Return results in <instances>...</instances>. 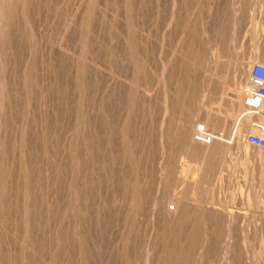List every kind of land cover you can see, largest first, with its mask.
Returning <instances> with one entry per match:
<instances>
[{
	"label": "rangeland",
	"instance_id": "374dc122",
	"mask_svg": "<svg viewBox=\"0 0 264 264\" xmlns=\"http://www.w3.org/2000/svg\"><path fill=\"white\" fill-rule=\"evenodd\" d=\"M78 1L31 0L0 53V264H264V149L243 135L264 121L236 138L228 95L264 64V0Z\"/></svg>",
	"mask_w": 264,
	"mask_h": 264
},
{
	"label": "bare ground",
	"instance_id": "6f19581e",
	"mask_svg": "<svg viewBox=\"0 0 264 264\" xmlns=\"http://www.w3.org/2000/svg\"><path fill=\"white\" fill-rule=\"evenodd\" d=\"M33 1V0H32ZM78 1V0H77ZM89 0H87V2H88ZM177 1V0H176ZM195 1V0H194ZM200 1V0H199ZM222 1V0H221ZM220 1V2H221ZM240 1V0H239ZM75 2V1H74ZM78 2H80V0L78 1ZM182 2V1H181ZM252 2V1H251ZM31 3H33V2H31V0H0V53L6 48V46H7V40H8V37H9V34H8V27L10 26V22L14 19V18H16L17 19V15L18 14H24L25 13V11L27 10H29L28 12H30L31 10L29 9L30 8V6L32 5ZM240 3V2H239ZM31 4V5H30ZM80 5H81V2L79 3ZM90 4V3H89ZM173 4V3H172ZM185 4V3H184ZM183 4V5H184ZM197 4V3H196ZM231 4V3H230ZM243 4V3H242ZM51 5V4H50ZM50 5H48V6H50ZM84 5H85V7L87 6L88 7V5H86V4H83L82 3V7H84ZM177 5V4H176ZM178 5H180V4H178ZM209 5V4H208ZM207 5V6H208ZM260 5V4H259ZM33 6V5H32ZM92 5H90V7H91ZM93 6H95V5H93ZM181 6V5H180ZM189 6V5H188ZM44 7H45V5H44ZM64 7H66V6H64ZM79 8L80 10L81 9H86V8ZM173 7V6H172ZM49 8V7H48ZM244 8V7H243ZM75 9V8H74ZM95 9V8H94ZM197 9V8H196ZM245 9V8H244ZM87 10H88V8H87ZM171 10V9H170ZM175 10V9H174ZM179 10V9H178ZM237 10V9H236ZM248 10V9H247ZM74 11V10H73ZM86 11V10H85ZM180 11V10H179ZM211 11V10H210ZM246 11V10H245ZM252 11V10H251ZM259 11V10H258ZM64 12V11H63ZM74 12H77L76 11V9H75V11ZM84 12V11H83ZM174 12V11H173ZM229 12V11H228ZM243 12H244V10H243ZM247 12V11H246ZM248 13V12H247ZM30 14H31V12H30ZM78 14H81L80 12L78 13ZM85 14V13H84ZM96 14V13H95ZM179 14V13H178ZM260 13H258V15H259ZM21 15H19V16H21ZM74 15V14H73ZM82 15V14H81ZM80 15V16H81ZM197 15V14H196ZM206 15V14H205ZM204 15V17H206ZM31 16V15H30ZM30 16H27V17H30ZM64 16V15H63ZM79 16V17H80ZM210 16V15H209ZM247 16V15H246ZM264 16V15H263ZM60 17V16H59ZM66 17V16H65ZM218 17V16H217ZM22 18V17H21ZM169 18V17H168ZM176 18V17H175ZM174 18V19H175ZM225 18V17H224ZM229 18V17H228ZM244 18V17H243ZM246 18V17H245ZM259 18V17H258ZM23 19H24V17H23ZM22 19V20H23ZM72 19H73V17H72ZM76 19V18H75ZM75 19H73V20H75ZM80 19V18H79ZM78 19V20H79ZM82 19V18H81ZM219 19V18H218ZM251 19V18H250ZM19 20H20V18H19ZM158 20V19H157ZM178 20V19H177ZM181 20V19H180ZM238 20V19H237ZM241 20V19H240ZM245 20H247V19H245ZM264 20V19H263ZM15 21V20H14ZM82 21V20H81ZM169 21H171V20H169ZM215 20H213V22H214ZM18 23H19V21H17ZM16 22V23H17ZM25 21H23V23H24ZM75 21H73V23H74ZM236 22V21H235ZM249 22V21H248ZM247 22V23H248ZM20 23H21V20H20ZM46 23V22H45ZM168 23V22H167ZM185 23V22H184ZM199 23V22H198ZM239 23V22H238ZM250 23V22H249ZM72 24V23H71ZM162 24V23H161ZM183 24V23H182ZM21 25V24H20ZM30 25V24H29ZM66 25V24H65ZM93 25V24H92ZM173 25H174V23H173ZM193 25V24H192ZM12 26H14V25H12ZM17 26H18V24H17ZM36 26V25H35ZM163 26V25H162ZM166 26V25H165ZM176 26V25H175ZM175 26H173V27H175ZM185 26V25H184ZM206 26V25H205ZM16 27V26H15ZM19 27V26H18ZM18 27H16L15 29H17ZM21 27H22V25H21ZM39 27V26H38ZM151 27V26H150ZM200 27V26H199ZM235 27V26H234ZM24 28H25V25H24ZM28 28V27H27ZM41 28V27H40ZM49 28V27H48ZM236 28V27H235ZM21 29V28H20ZM20 29H17V30H20ZM158 29V28H157ZM162 29V28H161ZM198 29V28H197ZM201 29V28H200ZM12 30V29H11ZM23 30V29H22ZM148 30V29H147ZM222 30H224V29H222ZM245 30V29H244ZM13 31V30H12ZM23 31H26V30H23ZM65 31V30H64ZM208 31V30H207ZM217 31V30H216ZM148 32V31H147ZM155 32V31H154ZM16 33V32H15ZM20 33V32H19ZM30 33V32H29ZM183 33V32H182ZM228 33V32H227ZM242 33V32H241ZM245 33V32H244ZM13 34V33H12ZM158 34V33H157ZM169 34V33H168ZM10 35H11V32H10ZM40 35V34H39ZM148 35V34H147ZM166 35V34H165ZM174 35V34H173ZM31 36V35H30ZM153 36V35H152ZM199 36V35H198ZM240 36H241V34H240ZM243 36V35H242ZM11 37V36H10ZM22 37V36H21ZM20 37V38H21ZM151 37V36H150ZM164 37V36H163ZM178 37H179V35H178ZM191 37V36H190ZM216 37V36H215ZM229 37V36H228ZM238 38H239V36H237ZM12 38V37H11ZM166 38V37H165ZM201 38V37H200ZM232 38V37H231ZM181 39V38H180ZM215 39V38H214ZM228 39V38H227ZM226 39V40H227ZM14 40V39H13ZM179 40V39H178ZM202 40V39H201ZM216 40V39H215ZM222 40V39H221ZM234 40V39H233ZM250 40V39H249ZM48 41V40H47ZM241 41V40H240ZM239 41V42H240ZM166 42V41H165ZM190 42V41H189ZM219 42V41H218ZM225 42V41H224ZM60 43V42H59ZM166 43H168V41L166 42ZM228 43V42H227ZM161 44V43H160ZM177 44V43H176ZM208 44V43H207ZM215 44V43H214ZM10 45V44H9ZM130 45V44H129ZM174 45V44H173ZM182 45V44H181ZM212 45V44H211ZM12 46V45H11ZM29 46V45H28ZM82 46H83V44H82ZM230 46V45H229ZM207 47V46H206ZM25 48V47H24ZM44 48V47H43ZM59 48V47H58ZM163 48V47H162ZM201 48V47H200ZM219 48V47H218ZM223 48V47H222ZM250 48V47H249ZM248 48V49H249ZM261 48V47H260ZM189 50V49H188ZM225 50V49H224ZM5 51V50H4ZM163 51H164V49H163ZM95 52V51H94ZM171 52V51H170ZM174 52V51H173ZM181 52V51H180ZM231 52V51H230ZM33 53V52H32ZM221 53V52H220ZM168 54V53H167ZM201 54V53H200ZM223 54H224V52H223ZM78 55V54H77ZM76 55V56H77ZM97 55V54H96ZM95 55V56H96ZM177 55V54H176ZM216 55V54H215ZM171 56V55H170ZM213 56V55H212ZM223 56V55H222ZM263 56V55H262ZM1 57V56H0ZM73 57V56H72ZM165 57V56H164ZM183 58V57H182ZM234 58V57H233ZM250 58V57H249ZM257 58V57H256ZM5 59V58H4ZM46 58H44V60H45ZM169 59H170V57H169ZM168 59V60H169ZM193 59V58H192ZM217 59V58H216ZM232 59V58H231ZM240 59H241V57H240ZM162 60V59H161ZM220 60V59H219ZM259 60V59H258ZM91 61V60H90ZM165 61H166V58H165ZM248 61V60H247ZM263 61V60H262ZM22 62V61H21ZM48 62V61H47ZM88 62V61H87ZM162 62V61H161ZM168 62V61H167ZM216 61H214V63H215ZM218 62H220V61H218ZM1 64H2V62H0ZM11 63H13V62H11ZM20 63V62H19ZM96 63H98V61H96ZM257 63V62H256ZM1 64H0V66H1ZM44 64V63H43ZM47 64H49V63H47ZM162 64H164V63H162ZM248 64H250V63H248ZM216 65H217V63H216ZM224 65V64H223ZM231 65V64H230ZM247 65V64H246ZM253 65V64H252ZM26 66V65H25ZM185 66V65H184ZM193 66V65H192ZM218 66V65H217ZM11 67V66H10ZM9 67V68H10ZM44 67V66H43ZM216 67V66H215ZM219 67H220V65H219ZM218 67V68H219ZM245 67V66H244ZM23 68V67H22ZM25 68V67H24ZM27 68V67H26ZM93 68V67H92ZM185 68V67H184ZM204 68V67H203ZM2 70H3V68H1ZM12 69V68H11ZM10 69V70H11ZM143 69V68H142ZM171 69V68H170ZM189 69V68H188ZM216 69H217V67H216ZM221 69V68H220ZM220 69H218V70H220ZM225 69V68H224ZM241 70L240 71H242V68H240ZM13 70V69H12ZM91 70V69H90ZM166 70V69H165ZM201 70V69H200ZM215 70V69H214ZM244 71L243 72H248V71H250V66L248 67H245L244 69H243ZM4 71V70H3ZM204 71V70H203ZM221 71V70H220ZM12 72V71H11ZM45 72V71H44ZM143 72V71H142ZM171 72V71H170ZM160 73V72H159ZM205 73V72H204ZM241 73V72H240ZM244 73V74H245ZM249 73V72H248ZM248 73H247V76H248ZM165 74V73H164ZM216 74V73H215ZM234 74V73H233ZM242 74V73H241ZM240 74V75H241ZM244 74H243V77H244ZM3 75V74H2ZM2 75L0 76V78L2 77ZM5 75H6V73H5ZM36 75V74H35ZM34 75V76H35ZM48 75V74H47ZM153 75V74H152ZM161 75V74H160ZM214 75V74H213ZM8 76V75H7ZM140 76V75H139ZM150 76V75H149ZM226 76H228V75H226ZM247 76H245L246 78H248ZM199 77V76H198ZM231 77V76H230ZM8 78V77H7ZM47 78V77H46ZM143 78V77H142ZM151 78V77H150ZM238 78V77H237ZM5 79V78H4ZM14 79V78H13ZM213 79V78H212ZM141 80V79H140ZM165 80V79H164ZM226 80H227V78H226ZM231 80V79H230ZM46 81H48V80H46ZM151 81V80H150ZM156 81V80H155ZM42 82V81H41ZM129 82V81H128ZM147 82H148V80H147ZM247 82V81H246ZM245 82V83H246ZM4 83H5V81H4ZM131 83V82H130ZM141 83V82H140ZM223 83H225V81L223 82ZM227 83V82H226ZM234 83V82H233ZM18 84V83H17ZM20 84V83H19ZM155 84V83H154ZM153 84V85H154ZM160 84V83H159ZM166 84V83H165ZM164 84V85H165ZM194 84V83H193ZM238 84V83H237ZM4 84H1V82H0V105H1V101H3V99H2V92H3V95H4V92L5 91H7V85H6V90L5 91H2L3 90V86ZM141 85H142V83H141ZM220 85V84H219ZM223 85H225V84H223ZM140 86V85H139ZM152 86V85H151ZM156 86V85H155ZM163 86V85H162ZM166 86V85H165ZM227 86V85H226ZM225 86V87H226ZM238 86V85H237ZM44 87V86H43ZM48 87H49V85H48ZM225 87H223V89H226ZM227 87H230V86H227ZM233 87H234V85H233ZM247 87H248V84H245V85H243V83H242V85H241V88L240 89H238V88H236V90H234V89H232V87H231V89L232 90H234V91H230L229 90V88H227L228 90H229V92H228V95H229V97H230V100L233 102V103H237V105L239 104V108H238V110H237V108H236V110L238 111V115L237 116H232V122H233V125L234 126H236L238 123L237 122H239L238 120H239V118L240 117H242V116H244L246 119L245 120H247V125H246V128H242V127H245V126H243L242 125V127L240 126V128L241 129H239V127H238V129H237V131H236V134H235V136H236V138H240V136L243 134V132H245V131H248L249 129H253V127L255 126L254 124H252L251 123V121L253 120V118L254 119H257L258 121H260L261 120V122L262 121H264V110H262L261 112H259V113H250V112H246L245 113V111H246V109L244 108V106H243V108H242V106L241 105H243V104H241L240 105V101L243 99V97H244V95H245V93H246V89H247ZM1 88H2V90H1ZM220 88V87H219ZM5 89V88H4ZM21 89V88H20ZM35 89V88H34ZM88 89V88H87ZM9 90V89H8ZM26 90V89H25ZM134 90V89H133ZM217 90V89H216ZM227 90V91H228ZM2 91V92H1ZM146 91V90H145ZM193 91V90H192ZM191 91V92H192ZM9 92V91H8ZM23 92V91H22ZM153 92V91H152ZM209 92V91H208ZM213 92V91H212ZM142 93V92H141ZM194 93V92H193ZM225 93V92H224ZM223 92H222V94H224ZM227 93V92H226ZM144 94V93H143ZM164 94V93H163ZM219 94V93H218ZM14 95V94H13ZM129 95V94H128ZM209 95V94H208ZM213 95V94H212ZM5 96H7V94L5 95ZM207 96V95H206ZM205 96V97H206ZM218 96V95H217ZM128 97V96H127ZM137 97H138V95H137ZM224 97V96H223ZM160 98V97H159ZM207 98V97H206ZM209 98V97H208ZM207 98V99H208ZM214 98H216V97H214ZM220 98V97H219ZM218 98V99H219ZM206 99V100H207ZM5 100V99H4ZM12 100V99H11ZM157 100V99H156ZM159 100V99H158ZM165 100V99H164ZM203 100V99H202ZM210 100V99H209ZM169 101V100H168ZM212 101V100H211ZM13 102V101H12ZM143 102V101H142ZM159 103V102H158ZM166 103V102H165ZM205 103V102H204ZM127 104V103H126ZM169 104V103H168ZM179 104V103H178ZM186 104V103H185ZM43 105V104H42ZM91 105V104H90ZM205 105V104H204ZM2 106H3V104H2ZM1 106V107H2ZM166 106V105H165ZM164 106V107H165ZM187 106V105H186ZM6 107V106H5ZM45 107V106H44ZM47 107V106H46ZM206 107H207V105H206ZM214 107V106H213ZM222 107V106H221ZM237 107V106H236ZM170 108V107H169ZM234 108V107H233ZM4 109V108H3ZM98 109V108H97ZM184 109V108H183ZM206 109V108H205ZM7 110V109H6ZM87 110V109H86ZM148 110V109H147ZM211 110V109H210ZM209 110V111H210ZM235 110V111H236ZM166 111V110H165ZM83 112V111H82ZM169 112V111H168ZM220 112V111H219ZM218 112V113H219ZM4 113V112H3ZM193 113V112H192ZM232 113V112H231ZM245 113V114H244ZM44 114H46V113H44ZM186 114V113H185ZM206 114V113H205ZM230 114V113H229ZM228 114V115H229ZM2 115V114H1ZM4 115V114H3ZM149 115V114H148ZM223 115V114H222ZM167 116V115H166ZM201 116V115H200ZM208 116V115H207ZM209 116H211V115H209ZM47 117V116H46ZM203 117V116H202ZM224 117V116H223ZM5 118V117H4ZM189 119H190V116H189ZM191 119H192V117H191ZM207 119V118H206ZM205 119V120H206ZM251 119V120H250ZM105 120V119H104ZM203 120V119H202ZM201 120V121H202ZM204 120V121H205ZM256 120V121H257ZM3 120H1V122H2ZM194 121V120H193ZM204 121H202V122H204ZM241 121H243V118H242V120ZM0 122V123H1ZM89 122V121H88ZM104 122V121H103ZM107 122V121H106ZM188 122H189V120H188ZM192 122V121H191ZM245 122V121H244ZM193 123V122H192ZM207 125H208V127H209V129L210 128H212V129H214V130H216L217 128H218V126H220V124L222 123V121H221V119L219 120V118H217L216 116L215 117H209L208 118V120H207ZM259 123V122H258ZM257 122H256V124H258ZM95 124V123H94ZM226 124V123H225ZM228 124V123H227ZM241 124V123H240ZM243 124V123H242ZM1 125V124H0ZM254 125V126H253ZM76 126V125H75ZM102 126V125H101ZM192 126H193V124H192ZM258 126V125H257ZM99 127V126H98ZM251 127V128H250ZM2 128H3V126H2ZM1 128V129H2ZM193 128V127H192ZM235 128V127H234ZM1 129H0V135L2 134V131H1ZM4 129V128H3ZM76 129V128H75ZM213 130V131H214ZM254 130H255V128H254ZM258 130V129H257ZM251 131V130H250ZM259 131V130H258ZM217 132V131H216ZM249 132V131H248ZM74 133H75V131H74ZM74 133H73V136L72 137H74ZM97 133V132H96ZM234 133V132H233ZM247 133V132H246ZM249 133H251V132H249ZM254 133V132H253ZM217 134V133H216ZM232 134V133H231ZM76 135V134H75ZM244 136H246L245 134H243ZM262 135L264 136V130H263V133H262ZM181 137H182V139H185V137H184V135H181ZM219 137V136H218ZM243 138V137H242ZM2 139V138H1ZM21 139V138H20ZM181 139V140H182ZM244 140H246V138H244ZM3 141V140H2ZM180 141V140H179ZM240 141V140H239ZM242 142V141H241ZM224 143V142H223ZM237 144V143H236ZM213 145V144H212ZM244 145V144H243ZM3 146V145H2ZM15 146V145H14ZM85 148V147H84ZM83 148V149H84ZM8 150V149H7ZM12 150V149H11ZM10 150V151H11ZM20 150V149H19ZM50 150V149H49ZM70 150V149H69ZM207 150V149H206ZM248 150V145H246V151ZM1 152V151H0ZM26 152V151H25ZM86 152V151H85ZM219 152H220V150H216L215 152H214V155L212 156V157H216V155H219ZM9 153V152H8ZM81 155V154H80ZM199 155V154H198ZM1 156V155H0ZM19 156V155H18ZM46 157V156H45ZM83 158H84V156H82ZM82 158V159H83ZM244 158V157H243ZM206 159V158H205ZM91 160V159H90ZM196 160V159H195ZM229 160V159H228ZM227 160V161H228ZM47 161V160H46ZM12 162V161H11ZM217 162V161H216ZM232 162V161H231ZM0 163H1V160H0ZM18 163V162H17ZM19 165H20V163H18ZM205 164V163H204ZM229 164H231V163H229ZM194 165V164H193ZM218 165V164H217ZM230 166V165H229ZM2 167V166H1ZM71 167V166H70ZM202 167V166H201ZM217 167V166H216ZM253 168V167H252ZM70 170V169H69ZM204 171V170H203ZM28 172H29V170H28ZM233 172V171H232ZM46 173V172H45ZM44 173V174H45ZM190 173V172H189ZM22 174V173H21ZM48 174V173H47ZM196 174V173H195ZM191 175V174H190ZM223 175V174H222ZM221 175V176H222ZM193 176H195L194 174H193ZM224 176V175H223ZM72 177V176H71ZM189 177V176H188ZM226 177V176H225ZM34 178V177H33ZM32 178V179H33ZM195 178V177H194ZM263 178V177H262ZM221 179V178H220ZM222 180V179H221ZM31 181V180H30ZM218 182V181H217ZM26 183V182H25ZM24 186V185H23ZM206 192V191H205ZM264 192V191H263ZM81 195V194H80ZM81 198H83L82 196H81ZM191 198V197H190ZM71 199V198H70ZM87 199V198H86ZM228 199V198H227ZM184 200V199H183ZM192 200V199H191ZM220 201V200H219ZM222 201V200H221ZM45 202V201H44ZM201 202V201H200ZM6 203H8V202H6ZM218 203V202H217ZM44 204V203H43ZM66 204V203H65ZM71 204V203H70ZM80 204V203H79ZM181 204V203H180ZM68 205V204H67ZM208 205V204H207ZM94 206V205H93ZM158 206V205H157ZM221 206V205H220ZM48 207H49V205H48ZM68 208V207H67ZM89 209V208H88ZM96 209V208H95ZM118 209V208H117ZM132 209V208H131ZM158 209V208H157ZM160 209V208H159ZM237 209V208H236ZM241 209V208H240ZM33 210V209H32ZM92 210V209H91ZM31 212V211H30ZM177 212V211H176ZM3 213V212H2ZM102 213V212H101ZM118 213V212H117ZM126 213V212H125ZM22 214V213H21ZM45 214H47V212L45 213ZM80 214H81V212H80ZM190 214V213H189ZM6 215H7V213H6ZM38 215V214H37ZM206 215V214H205ZM11 216V215H10ZM32 216V215H31ZM35 216V215H34ZM97 216V215H96ZM101 216V215H100ZM125 216V215H124ZM208 216V215H207ZM253 216V215H252ZM126 217V216H125ZM237 217V216H236ZM34 218V217H33ZM190 218V217H189ZM188 218V219H189ZM238 218V217H237ZM62 219V218H61ZM103 219V218H102ZM228 219V218H227ZM43 220V219H42ZM62 221V220H61ZM104 221V220H103ZM210 221V220H209ZM215 221V220H214ZM237 221V220H236ZM20 223V222H19ZM24 223V222H23ZM46 223V222H45ZM51 223V222H50ZM53 223V222H52ZM213 223V222H212ZM39 224V223H38ZM208 224V223H207ZM218 224V223H217ZM228 224V223H227ZM32 225V224H31ZM121 225V224H120ZM172 225V224H171ZM192 225H193V223H192ZM226 225V224H225ZM49 226V225H48ZM187 226V225H186ZM41 227V226H40ZM51 227V226H50ZM123 227V226H122ZM236 227V226H235ZM23 228V227H22ZM186 228V227H185ZM190 228V227H189ZM124 229V228H123ZM190 229H188V231H189ZM236 230V229H235ZM234 230V231H235ZM32 231H33V229H32ZM209 232V231H208ZM211 232V231H210ZM37 233V232H36ZM214 233V232H213ZM32 234V233H31ZM231 234V233H230ZM243 234V233H242ZM174 235V234H173ZM212 235V234H211ZM214 235V234H213ZM43 236V235H42ZM237 236V235H236ZM33 237V236H32ZM38 237V236H37ZM41 237V236H40ZM184 237V236H183ZM214 237V236H213ZM219 237V236H218ZM224 237V236H223ZM185 238V237H184ZM183 238V239H184ZM210 238V237H209ZM41 239V238H40ZM36 240V239H35ZM34 241V240H33ZM183 241V240H182ZM214 241V240H213ZM238 241H239V239H238ZM245 241V240H244ZM243 241V243H245V244H247V242H244ZM30 243V242H29ZM210 243V242H209ZM217 244H218V242H216ZM242 243V242H241ZM240 243V244H241ZM251 243V242H250ZM38 244V243H37ZM220 244V243H219ZM226 244V243H225ZM239 244V245H240ZM40 245V244H39ZM223 245V244H222ZM242 245V244H241ZM189 246V245H188ZM199 246V245H198ZM215 246V245H214ZM226 246V245H225ZM216 247V246H215ZM227 247V246H226ZM225 247V248H226ZM233 247H235V246H233ZM239 247V246H238ZM243 247V246H242ZM38 248V247H37ZM208 248V247H207ZM224 248V250H226ZM186 249V248H185ZM196 249V248H195ZM235 249H236V247H235ZM234 249V250H235ZM240 249H241V247H240ZM198 250H199V248H198ZM209 251H210V249H208ZM243 250H247V249H243ZM255 250V249H254ZM219 251V250H218ZM239 251H241V250H239ZM79 252V251H78ZM185 252V251H184ZM188 252V251H187ZM226 252V251H225ZM228 252V251H227ZM238 252V251H237ZM236 252V253H237ZM264 252V251H263ZM178 253V252H177ZM208 253H210V252H208ZM215 253V252H214ZM214 253H212V254H214ZM218 253V252H217ZM222 253V252H221ZM224 253V252H223ZM236 253H235V256H236ZM211 254V255H212ZM241 254V253H240ZM263 254V253H262ZM90 255V254H89ZM216 255V254H215ZM232 255V254H231ZM233 255H234V253H233ZM245 255H247V253L246 254H244V256ZM249 255V254H248ZM179 256V255H178ZM186 256H187V254H186ZM230 256V255H229ZM238 256V255H237ZM242 256V255H241ZM240 255L238 256V258L240 257V258H244V257H241ZM208 257V256H207ZM216 257V256H215ZM224 257V256H223ZM248 257V256H247ZM262 257V256H261ZM4 258V257H3ZM2 258V259H3ZM214 258V257H213ZM232 257H230V259H231ZM235 257H233V259H234ZM249 258V257H248ZM248 258H247V260H248ZM208 259V258H207ZM225 259V258H224ZM227 259V258H226ZM228 260V261H231V260ZM236 259V258H235ZM245 259V258H244ZM251 259V258H250ZM263 259V258H262ZM219 260V259H218ZM241 261H242V259H240ZM237 261V260H236ZM239 261V260H238ZM241 261H239V262H241ZM245 261V260H244ZM243 261V262H244ZM221 262V261H220ZM235 262V261H234ZM245 262H247V261H245ZM30 263V262H29ZM219 263V262H218ZM148 264V263H147ZM157 264V263H156ZM220 264V263H219ZM234 264H238V262L237 263H234ZM241 264V263H240Z\"/></svg>",
	"mask_w": 264,
	"mask_h": 264
},
{
	"label": "built area",
	"instance_id": "2783aa9c",
	"mask_svg": "<svg viewBox=\"0 0 264 264\" xmlns=\"http://www.w3.org/2000/svg\"><path fill=\"white\" fill-rule=\"evenodd\" d=\"M248 87L243 97V106L250 113H259L264 110V64L255 63L250 70ZM257 127V124H255ZM193 141L202 146H211L217 139L205 123L201 122L195 126ZM246 143L249 146L264 149V136L257 133L246 135Z\"/></svg>",
	"mask_w": 264,
	"mask_h": 264
}]
</instances>
